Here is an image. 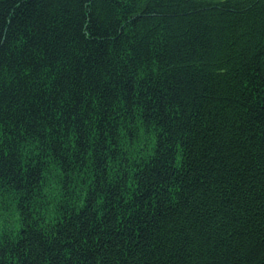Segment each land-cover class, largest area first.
Returning a JSON list of instances; mask_svg holds the SVG:
<instances>
[{
  "label": "trees",
  "instance_id": "obj_1",
  "mask_svg": "<svg viewBox=\"0 0 264 264\" xmlns=\"http://www.w3.org/2000/svg\"><path fill=\"white\" fill-rule=\"evenodd\" d=\"M0 264H264V0H0Z\"/></svg>",
  "mask_w": 264,
  "mask_h": 264
}]
</instances>
